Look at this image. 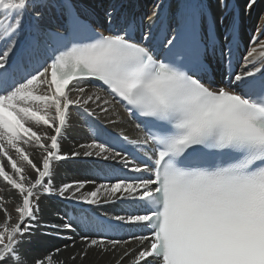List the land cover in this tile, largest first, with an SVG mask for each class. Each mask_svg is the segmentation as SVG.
I'll use <instances>...</instances> for the list:
<instances>
[{
	"label": "snow or ice",
	"instance_id": "snow-or-ice-1",
	"mask_svg": "<svg viewBox=\"0 0 264 264\" xmlns=\"http://www.w3.org/2000/svg\"><path fill=\"white\" fill-rule=\"evenodd\" d=\"M126 2L110 0L103 7L104 21L115 26L105 35L96 33L95 9L86 0H0V15L6 17L0 21V156L13 173L0 164V178L20 197L16 223H9L11 214L4 209L0 264H63L54 259L59 248L23 247L31 245L38 230V239H44L73 226L70 221L41 222L38 192L90 206L120 202L132 207L111 218L82 214L83 226L99 235L82 238L86 249L114 252L138 242L136 249L123 251L117 264L128 257L131 264H264V67L256 66L257 49L251 47L243 57L244 70L234 79L217 83L207 75L209 57L231 61L239 48L241 11L250 12L257 0H244L242 9L218 0L223 9L219 16L204 0H186L175 26L160 40L162 53L151 45V24L139 39L131 35L134 20L120 25ZM52 8L62 17L56 29L44 24ZM26 11L31 22L22 41ZM257 31L264 35V27ZM251 39L259 42V36ZM42 51L51 54L29 71ZM260 62L264 64V55ZM89 79L102 82L128 113L145 118L142 144L131 142L145 147L140 163L99 136L79 145L81 150L61 152L72 107L88 116L95 115L90 103L108 111L101 96L85 95L84 87H76ZM70 85L80 93L75 99ZM40 87L46 88L44 94H38ZM110 102L105 99L103 105ZM41 126L46 130L37 131ZM20 144L40 150L39 160L34 162ZM17 160L35 172L34 179ZM67 161H88L78 166L98 171L105 182L55 186L54 163ZM116 164L149 175L125 176ZM86 184L92 189L82 192ZM124 227L141 234L132 233L128 240L104 235ZM86 255L80 253L81 258Z\"/></svg>",
	"mask_w": 264,
	"mask_h": 264
},
{
	"label": "bare ground",
	"instance_id": "bare-ground-1",
	"mask_svg": "<svg viewBox=\"0 0 264 264\" xmlns=\"http://www.w3.org/2000/svg\"><path fill=\"white\" fill-rule=\"evenodd\" d=\"M104 1V0H103ZM110 2V0H106ZM132 1V2H130ZM150 1V2H148ZM127 0L126 6L128 10H136V14H146L151 16L154 8L159 5L160 7L156 8L158 15L160 14L162 8L167 3H171L172 7H177L178 0ZM210 3L211 9L214 15L219 16L223 9L219 6L218 0H206ZM235 5L242 6L244 4V0H234ZM230 4V0H229ZM144 7V9H141ZM50 11V10H49ZM47 11L46 13H49ZM243 13V25L245 27H249L252 30V33L248 35L244 30L241 32V40L244 41L245 47V55L251 47H255L257 49L254 54L256 60V66L260 67L264 65L260 62L261 56L264 55V49L261 48V45H264V35H261L257 29L258 27H264V0H257V3L254 8L251 9L248 13ZM1 16V15H0ZM99 18L100 16L97 15ZM148 21V19H147ZM146 21V23H147ZM255 30L257 33L255 36H259V42L256 44L249 43L250 39L253 37ZM244 55V56H245ZM251 66H249L248 70H251ZM253 70V69H252ZM243 71V70H241ZM240 71V72H241ZM84 85L82 87L85 88V95H89L92 93H96L97 95L102 97L101 105L108 109L107 112L101 111L96 103H90L88 108L90 111H93L101 120V122H108L107 125L112 130L116 132L119 130L124 131L131 136L136 135V130L132 123L127 119V116L122 112V110L112 102L108 96L102 91H99L88 84H80ZM79 86V85H77ZM69 88H73L72 85ZM46 92L45 87H40L38 89V94H44ZM70 95V92H69ZM79 92L73 93L72 99H75ZM111 101L107 105H103V100ZM87 117L84 114L77 113L76 108L72 107L69 114V121L66 126V129L61 137L60 145L62 153H70L71 151L81 150L79 145L88 144L92 141V139L96 138L97 135L91 131L86 123ZM37 131H45L46 129L41 126ZM51 134V133H50ZM20 147L24 149V151L29 154L30 158L33 159L34 162L38 161L41 157V152L37 148L32 145L20 144ZM14 159H16V153L12 150ZM11 155V154H10ZM18 165L23 164L26 173L32 178H35V172H33L30 167L27 166L26 163H23L17 160ZM88 161H67V162H58L54 163L53 166V176L52 182L55 186H59L62 183H71L74 181H83L90 180L95 181V183L105 182V177L101 175L98 171H87L83 167L78 166L79 164H87ZM1 164L5 167L6 171H11V166L7 163L1 161ZM120 165V164H118ZM122 166V165H121ZM10 173V172H9ZM13 174V173H10ZM92 184H86L85 189L82 192H87L92 189ZM67 195V194H66ZM39 196V204L42 209V213L39 214L40 221L43 223L47 222H56L60 223L61 221L64 223L71 222L72 229H65L59 233V235H55L49 233V237L44 239H38L40 237V231L36 232V236L32 238L31 245L25 244L24 248L31 247L33 249L40 248L41 245L45 249H55L59 248L60 252L54 255V259L59 262L63 261V264H117L120 256L123 254L125 249L134 250L138 247V242L133 240L131 243L126 245L119 246L114 252L108 251L105 252L102 248L92 247L85 248V244L87 243L84 239L85 236H90L91 238H99L98 234L92 233L90 230H86L82 223V214L86 211L84 207L88 206V209L95 212L102 218H111L114 215H125L124 209L126 205L124 204H102L100 206H90L83 203H80L77 200L60 198L58 196H49L47 194H43L38 192ZM0 197L3 199L0 200V224H3L5 221V211L11 214V219L9 223H16L18 221V216L15 213V207L20 203V197L17 193V190L11 189L10 186L6 184L2 179H0ZM45 199L46 203L49 204L53 210V212H49V208L41 206L40 203ZM49 207V206H48ZM119 231H123V235L112 234L111 238L128 240L132 233H136L138 229L132 228L129 229L124 227L122 229H118ZM141 234V233H136ZM67 245V247H65ZM111 247V246H109ZM87 252V255L81 258V252ZM75 256V259L71 257ZM132 257L125 258L122 261V264H131Z\"/></svg>",
	"mask_w": 264,
	"mask_h": 264
},
{
	"label": "rangeland",
	"instance_id": "rangeland-1",
	"mask_svg": "<svg viewBox=\"0 0 264 264\" xmlns=\"http://www.w3.org/2000/svg\"><path fill=\"white\" fill-rule=\"evenodd\" d=\"M96 4L98 3V1L101 3V5H106V4H109V2H107L106 0H93ZM130 2H132V1H130ZM106 7V6H105ZM126 8L128 7V6H125ZM141 9H144V7H141ZM98 15V14H97ZM82 86H84V85H79V86H76L77 88L78 87H82ZM75 92H78V91H76V89L75 88H72V90L70 91V98H72L73 97V93H75ZM11 154V156L13 157V159H14V156H13V153H12V149H9V155ZM1 161H3V162H5V163H7V159L5 158V157H3V156H0V164H1ZM8 164V163H7ZM10 173H12L11 171H9ZM0 179H2V178H0ZM3 180V179H2ZM8 186H10V185H8ZM11 187V186H10ZM40 200H42L40 203H42V205L41 206H45V207H47V209L49 210V212H53V210H52V208H51V206L49 205V204H47L46 203V201H45V199H40ZM49 206V207H48ZM42 208V207H41ZM40 208V212H39V214L40 213H42V209ZM39 231V230H38ZM37 231V232H38Z\"/></svg>",
	"mask_w": 264,
	"mask_h": 264
}]
</instances>
